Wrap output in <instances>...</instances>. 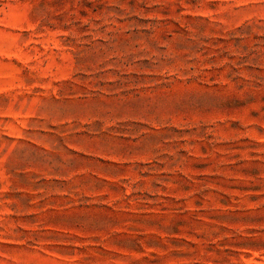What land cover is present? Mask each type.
I'll list each match as a JSON object with an SVG mask.
<instances>
[{"label": "rangeland", "instance_id": "obj_1", "mask_svg": "<svg viewBox=\"0 0 264 264\" xmlns=\"http://www.w3.org/2000/svg\"><path fill=\"white\" fill-rule=\"evenodd\" d=\"M0 264H264V0H0Z\"/></svg>", "mask_w": 264, "mask_h": 264}]
</instances>
